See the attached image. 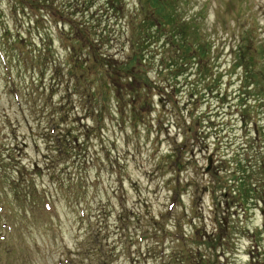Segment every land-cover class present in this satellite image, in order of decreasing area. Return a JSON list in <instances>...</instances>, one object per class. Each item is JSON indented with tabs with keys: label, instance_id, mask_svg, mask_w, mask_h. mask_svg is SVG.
Segmentation results:
<instances>
[{
	"label": "rangeland",
	"instance_id": "obj_1",
	"mask_svg": "<svg viewBox=\"0 0 264 264\" xmlns=\"http://www.w3.org/2000/svg\"><path fill=\"white\" fill-rule=\"evenodd\" d=\"M16 1L0 7V180L16 213L11 233H0V264H183L175 257L190 251L189 264H264V0H49L38 13ZM72 11L81 33L63 28ZM134 18L183 23L190 47L211 43L213 77L185 74L187 87L159 94L155 83L170 75L128 63ZM69 30L102 52L119 35L107 53L123 70L111 82L134 75L154 85L144 114L122 98L87 111L98 105L94 88L68 72L78 60L62 40ZM175 43L168 58H178ZM25 46L28 58L42 54L39 69L15 59ZM210 79L222 86L202 99ZM189 87L200 95L190 98ZM191 112L213 121L192 123ZM215 134L229 137L207 170Z\"/></svg>",
	"mask_w": 264,
	"mask_h": 264
},
{
	"label": "trees",
	"instance_id": "obj_2",
	"mask_svg": "<svg viewBox=\"0 0 264 264\" xmlns=\"http://www.w3.org/2000/svg\"><path fill=\"white\" fill-rule=\"evenodd\" d=\"M48 1L49 0L34 2L30 0L29 5L31 8H36V13H38L41 7L42 9L48 8V5H49ZM26 2H28V0H20L19 2L16 1L15 4L20 3V5H22L25 9V8H28ZM1 5L2 3L0 0V7ZM93 8H94V4H90L89 8L88 9L85 8V10H89L90 12H92ZM93 14L95 15L94 10H93ZM153 14L155 15L156 12L153 11ZM76 17L77 16L75 12L72 11L71 17L68 16V18H64L65 22L63 23V28L67 24L69 25V28L71 29V31L76 30V33H81V31L78 30V27H77L78 24H76L74 20V18ZM167 20L168 19H164L163 20L164 22H161L159 20L158 28H156L157 26L156 23L151 22L150 19H144L143 21L139 20L140 21L139 22L137 18H134L132 21H130V25H132L131 26L132 29L134 30L135 28V30L131 31V36L129 39L130 50L132 53V56H131L132 60L128 63L139 62V65L148 63V64H151L150 69H153V70L156 69L157 72L155 71V73L159 77L163 75H170V78L166 79L163 83H159V84L155 83V87L159 89L158 90L159 94H162L163 92H167V91H175L176 89H181L182 87L185 88V86L187 87V85L183 86L179 82V77L185 74H187L188 77L189 76H199V73L200 75H204L205 73L203 74L202 72H200V71H204L207 74H211L210 76L212 78L213 71L211 70L214 68L215 63H216L215 60L212 59L213 46L211 45V43L207 41L206 47L202 46L201 44L193 45L192 47H190L187 44V41L185 40L183 41V38L187 31L186 25L182 23L178 27V29H175L173 23H170ZM106 21L107 22L110 21L109 18ZM59 22L60 21L57 22L58 25H59ZM120 22L122 23V20ZM177 22L179 23V21ZM122 28H123V25L121 26V29ZM173 28L175 29L174 31H173ZM165 29L168 31L167 33H165L166 31ZM178 31H181V33H178ZM4 32L7 33L8 35L10 33V30L6 28ZM76 33L73 34L69 30L68 34H63L62 40H64V43H66L68 52H71L70 54L73 55L72 59H74L75 56L78 59L74 63L75 66L79 67L78 70H76V67L72 65H70V68L68 69V72L72 74L73 78H75V74H78L80 76L81 79L76 81V84L81 86V85L88 83L89 85L92 86L91 89L92 88L95 89V90L94 89L92 90L94 92L92 93L93 94L92 98H94V102L98 105V109L95 108L93 103H91V101L89 100L90 104H89V108L87 109V111L90 109L93 111L100 112L102 108H104V106L107 107V105H109L106 100H109L110 98L111 99L114 98L115 101H118L117 98H122V99H128L127 103L130 106L129 109H131L132 112L136 111V107H140L138 111L141 114H144L145 111L147 110L146 108L149 109V104H147V102L150 98L152 99L153 89H155L154 85H151V86L148 85L147 80L145 81L136 80L134 75H131L128 77V80L130 82H127L125 85L122 83L120 84L119 82H113V83L111 82L113 81L114 77L120 74L123 70V68H120L119 70H115V67L111 65V60H114L113 56L107 53L109 51L108 49H110L111 47H113L114 45L118 44L121 41L118 39L119 35L117 37L112 36V38H108L106 42H103V46L105 45L106 47V45H108V48H106L107 50L105 49L106 50L105 52H102L101 50L96 49L89 40H85L82 37L83 36L82 34H81L82 36L80 34L75 35ZM168 36L173 38V40H176V43L174 41L173 42L171 41L170 43L167 41L162 42V40L163 39L165 40V38L169 39ZM4 37L6 36L4 35ZM4 41H5L4 43L5 46L8 49L13 51L11 39L4 40ZM16 43H18V41ZM174 43L175 45L176 44L178 45L176 47V54L178 55V58L175 59L174 56H172L171 58H168V55H167V52H169V50H167V48L169 47L168 45L171 46V44L173 45ZM127 45H129V43L125 41L124 47H123V49L125 50L124 52H127ZM19 48H21V46H19ZM51 48L53 47L51 46ZM170 51L172 50L170 49ZM15 54H16L14 55L15 59H17V62L20 64V67L24 66L27 69L28 63L31 62L32 65H34V63L39 65L37 67L39 69L42 63V54H38L37 56L32 55L31 58H28L27 55L29 54V52L26 51V46L24 47V51L23 49L19 51L15 48ZM23 54L25 58L23 57ZM78 54H81L82 56L86 55L87 60L85 63L80 62V58ZM20 57H22L23 60H20L19 59ZM12 59L13 58H10V60ZM179 60L181 61L180 65L178 63ZM206 60H209V61L206 62ZM212 60H214L215 63H212ZM196 61L200 63V65L197 63L200 70L198 69L199 70L198 73L191 74V72L194 70L193 67L195 66ZM50 62L51 60L49 59L48 63ZM87 63H89V66H90L89 68L85 66L87 65ZM201 63H203L204 68L202 67ZM68 65L69 63L67 62L66 63L67 68H68ZM215 68H217V66H215ZM188 69H190V73H189L190 75L186 72ZM53 72L57 73L54 70ZM93 73H94V76H96V82L90 79V75ZM210 81L211 83L210 84L205 83L204 86L206 87H203L200 91V93L202 94L201 95L202 99H203V96L209 99V95H213L215 93L217 89L216 87H218V89L220 90V85H219L220 81H218L217 83H215L214 80L212 81V79H210ZM200 82H203V80L201 79ZM66 85H67V88H66L67 91H70V89L72 90L74 89V83L69 84L68 82H66ZM109 85H112V88L109 89L108 88ZM194 89L195 88L190 89V87L187 89L189 90V92L187 93L189 94L190 98H193V96L195 95L196 96L200 95V93L195 92ZM107 91L110 92L109 98L106 97V95L108 94L106 93ZM206 91L208 92L207 96H206ZM180 92L181 91H179V93ZM159 102H162V98L158 99L156 102H152L151 106L154 107L156 104H159ZM190 118H193L192 121L190 122L193 123V121L197 122L200 120L201 123H203L204 125L207 120L210 123L213 121L212 117H209L205 113H202V115L201 114L198 115L197 113L191 112ZM219 125L220 124L218 123V126ZM205 130L203 131V133L207 134V131ZM188 131H189V128L187 132ZM214 136H215L214 140L219 141V142L222 139H224V137L220 135L218 136L217 134H215ZM177 167H180V165H177ZM2 184H3V180H0V221L4 220L5 222L4 224L10 225L12 229L13 224L16 221L15 220L16 213L12 206V201L7 199L6 195L8 194L5 195V190ZM1 227L2 226H0V228ZM192 254L190 251V253L184 254V256L181 257L180 259L175 257L176 263L180 261L183 264H189V261H191L192 259ZM201 261L203 262L202 258H201Z\"/></svg>",
	"mask_w": 264,
	"mask_h": 264
}]
</instances>
